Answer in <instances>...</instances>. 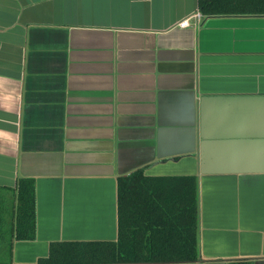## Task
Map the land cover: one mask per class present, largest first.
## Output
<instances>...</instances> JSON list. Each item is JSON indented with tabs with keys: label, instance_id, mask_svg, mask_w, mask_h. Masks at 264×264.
I'll use <instances>...</instances> for the list:
<instances>
[{
	"label": "crops",
	"instance_id": "0c3cea01",
	"mask_svg": "<svg viewBox=\"0 0 264 264\" xmlns=\"http://www.w3.org/2000/svg\"><path fill=\"white\" fill-rule=\"evenodd\" d=\"M138 171L196 177L200 257L184 264H264V13L0 0V189L17 205L31 182L36 207L11 264L116 241L118 179Z\"/></svg>",
	"mask_w": 264,
	"mask_h": 264
},
{
	"label": "trees",
	"instance_id": "16d2710c",
	"mask_svg": "<svg viewBox=\"0 0 264 264\" xmlns=\"http://www.w3.org/2000/svg\"><path fill=\"white\" fill-rule=\"evenodd\" d=\"M206 16L249 14L264 0H198ZM196 177H149L143 171L118 179V238L112 242L64 241L38 264H184L199 259ZM17 205L0 189V264H11L16 241L36 237L35 188L17 191ZM240 264V263H234Z\"/></svg>",
	"mask_w": 264,
	"mask_h": 264
},
{
	"label": "built area",
	"instance_id": "2783aa9c",
	"mask_svg": "<svg viewBox=\"0 0 264 264\" xmlns=\"http://www.w3.org/2000/svg\"><path fill=\"white\" fill-rule=\"evenodd\" d=\"M197 20H201L202 19V15L201 14H196L195 16H194ZM190 26V21H189V19H187V20H184L183 22H181L180 23V27H182V28H186V27H189Z\"/></svg>",
	"mask_w": 264,
	"mask_h": 264
}]
</instances>
